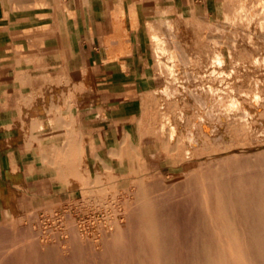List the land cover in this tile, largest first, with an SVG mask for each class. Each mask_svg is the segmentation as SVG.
<instances>
[{
  "label": "rangeland",
  "instance_id": "obj_1",
  "mask_svg": "<svg viewBox=\"0 0 264 264\" xmlns=\"http://www.w3.org/2000/svg\"><path fill=\"white\" fill-rule=\"evenodd\" d=\"M208 4L153 35L163 72L142 126L158 153L0 204V254L32 245L0 264H264V0Z\"/></svg>",
  "mask_w": 264,
  "mask_h": 264
},
{
  "label": "crops",
  "instance_id": "obj_2",
  "mask_svg": "<svg viewBox=\"0 0 264 264\" xmlns=\"http://www.w3.org/2000/svg\"><path fill=\"white\" fill-rule=\"evenodd\" d=\"M197 7L214 12L208 0H0L3 211L37 187L68 193L101 158L158 153L142 126L163 72L153 35Z\"/></svg>",
  "mask_w": 264,
  "mask_h": 264
},
{
  "label": "bare ground",
  "instance_id": "obj_3",
  "mask_svg": "<svg viewBox=\"0 0 264 264\" xmlns=\"http://www.w3.org/2000/svg\"><path fill=\"white\" fill-rule=\"evenodd\" d=\"M176 47V46H175ZM182 58V57H181ZM184 61V60H183ZM220 62V61H219ZM216 116H218V115H216ZM165 125H167V124H165ZM165 125H163V128H165L166 129V127H165ZM168 129H169V133H170V137L172 138L175 134H174V127L172 126V125H170L169 124V126L167 127ZM164 129V130H165ZM164 132H166V131H164ZM174 139V138H173ZM172 139V140H173ZM175 140V139H174ZM173 140V141H174ZM173 141H172V143H173ZM131 142V141H130ZM176 144H177V141H174ZM175 144V145H176ZM121 145V144H120ZM138 153V152H137ZM53 160V159H52ZM105 167V166H104ZM252 173V172H251ZM148 176V175H147ZM231 178V177H230ZM140 179V178H139ZM232 179V178H231ZM95 184V183H94ZM202 184V183H201ZM206 184V183H205ZM204 184V185H205ZM207 185V184H206ZM199 186V185H198ZM94 187H96V186H94ZM200 187H202V186H200ZM92 188V187H91ZM233 188V187H232ZM200 189V188H199ZM204 189V188H203ZM203 189H202V191H203ZM94 193V192H93ZM200 193H202V192H200ZM91 194V193H90ZM83 196H84V194H83ZM204 197V196H203ZM203 197H201V198H203ZM195 200V199H194ZM202 200H204V199H202ZM201 200V201H202ZM134 204V203H133ZM133 204H131L130 206L132 207V205ZM125 206V205H124ZM209 206V205H208ZM127 207V206H126ZM128 208V207H127ZM138 208V207H137ZM136 208V209H137ZM124 209H126V208H124ZM123 209V210H124ZM129 209V208H128ZM134 209L132 208V211H133ZM129 211V210H128ZM209 212V211H208ZM237 213H239V212H237ZM236 213V214H237ZM236 216H238V215H236ZM146 218V217H145ZM150 220V219H149ZM75 223V222H74ZM226 224V223H225ZM242 225V224H241ZM65 227V226H64ZM230 227V226H229ZM231 229V228H230ZM14 230V229H13ZM90 231V230H89ZM47 234V233H46ZM243 234V233H242ZM245 234V233H244ZM45 235V234H44ZM91 235V234H90ZM222 236V235H221ZM126 237V236H125ZM45 238V237H44ZM49 238V237H48ZM110 238V237H109ZM223 238V237H222ZM43 239V238H42ZM47 239V238H46ZM45 240V239H44ZM135 240V239H134ZM159 240V239H158ZM224 240V239H223ZM241 240H242V238H241ZM55 241V240H54ZM91 241V240H90ZM227 241V240H226ZM41 242V241H40ZM244 242V241H243ZM43 243V242H42ZM93 243V242H92ZM98 243V242H97ZM96 243V244H97ZM43 245V244H42ZM45 246H47V245H49V242L47 241V242H45V244H44ZM244 245V244H243ZM5 247V246H4ZM92 247L93 246H91V249H92ZM132 247V246H131ZM242 247V246H241ZM141 248V247H140ZM27 250L28 252H30L31 253V251H32V245H31V243H30V241H29V239H26V238H21L20 240H18V241H16V242H14V243H12L10 246H8V247H6L5 248V250H3L2 252H1V254H0V261H5V260H7V261H10L11 259L13 260V258H15V257H17V255H18V253H20L19 251H21V250ZM243 249H244V247H243ZM64 250H65V253L64 254H66L67 253V255L69 254V255H72V256H75V248L73 247V246H71L70 244L69 245H66L65 247H64ZM229 250V249H228ZM239 250H241L240 248H239ZM247 250V249H246ZM23 251H21V252H23ZM248 251V250H247ZM127 252V251H126ZM142 252V251H141ZM229 252V254H230V251H228ZM227 252V253H228ZM241 253V252H240ZM245 253H247V252H245ZM126 254V253H125ZM229 254H227V255H229ZM222 255V254H221ZM232 255V254H231ZM133 256V255H132ZM168 256V255H167ZM222 257V256H221ZM247 257V256H246ZM248 257H250V256H248ZM81 258H82V256H81ZM238 258V257H237ZM97 259V258H96ZM240 259V258H239ZM251 259V258H250ZM104 260V259H103ZM228 260V259H227ZM216 262V261H215ZM1 263V262H0ZM185 263V262H184ZM207 263V262H206ZM228 263V262H227ZM233 264H234V262H232ZM204 264V263H203ZM218 264H219V262H218ZM226 264V263H225Z\"/></svg>",
  "mask_w": 264,
  "mask_h": 264
}]
</instances>
